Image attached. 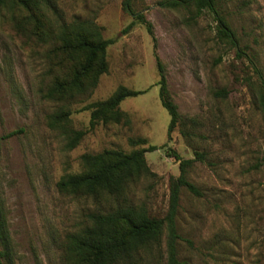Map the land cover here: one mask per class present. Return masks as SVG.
Instances as JSON below:
<instances>
[{
  "label": "rangeland",
  "instance_id": "1",
  "mask_svg": "<svg viewBox=\"0 0 264 264\" xmlns=\"http://www.w3.org/2000/svg\"><path fill=\"white\" fill-rule=\"evenodd\" d=\"M162 1L54 0L66 23L92 20L112 41L107 72L91 94L70 103L42 97L55 58L48 47L16 35L0 14V137L21 130L0 140V208L7 230L0 264H71L67 235L89 212L115 202L61 193L56 182L82 171L84 153H128L149 145L157 147L145 153L152 175L132 183L127 197L155 217L165 214L169 180L180 173L172 152L183 159L195 158V151L204 155L187 171L201 194L180 191L176 222L190 243L179 241V264H264V165H257L264 152V0H217V13L199 15L192 6L166 7ZM218 16L233 43L219 35ZM153 44L179 114L188 125L194 121L189 138L180 126L167 138L170 116L159 100ZM119 86L145 92L120 103L126 121L89 129L84 107ZM60 105L70 108L71 126L86 131L72 149L47 126V116ZM138 138L146 143L130 142ZM164 237L142 264L165 263Z\"/></svg>",
  "mask_w": 264,
  "mask_h": 264
},
{
  "label": "trees",
  "instance_id": "2",
  "mask_svg": "<svg viewBox=\"0 0 264 264\" xmlns=\"http://www.w3.org/2000/svg\"><path fill=\"white\" fill-rule=\"evenodd\" d=\"M216 3L217 0L161 2L166 7L192 6L196 15L204 10L217 13ZM0 14L12 26L16 35L24 41H33L48 47L49 58H55L51 61V76L42 89V97L45 99L70 103L79 95L91 94L100 76L107 72L106 51L112 41L102 37L101 28L92 20L77 18L66 23L58 15L54 0H0ZM137 18L145 23L148 33L153 35L151 25L144 16L138 13ZM218 21L219 35L233 43V33L224 18L218 16ZM153 51L159 75V100L170 116L167 138L170 139L177 126H180L181 135L189 138L193 135L194 121L188 125L179 114L177 105L168 91L165 70L156 54L155 44ZM144 92L145 90L119 86L106 99L87 104L84 109L90 110L89 129L99 122L126 121L120 103L127 97H135ZM221 93L226 94L225 91ZM70 115V108L60 105L47 116V126L63 137L67 149L76 147L86 134L85 130L71 126ZM20 132L21 130L10 131L1 136L0 140ZM130 142L146 143L142 138L131 139ZM156 149L155 145H149L128 153L117 149L84 153L80 156L82 171L65 174L56 182V188L61 193L89 197L100 203L111 200L115 202V205L110 207L104 206L89 212L79 229L67 235L66 249L71 264H142L146 253L152 246L160 245L164 235V264H179V241L190 243L180 235L176 222L180 191L184 188L193 195L201 194L188 180L187 171L193 162L202 161L204 155L195 151V158L183 159L172 152L179 161L180 173L169 180V198L165 214L155 217L148 213L144 205L133 204L128 199L127 192L132 183L152 175L146 163L145 153ZM257 165H264V152ZM6 234V223L0 208V242L5 240Z\"/></svg>",
  "mask_w": 264,
  "mask_h": 264
}]
</instances>
